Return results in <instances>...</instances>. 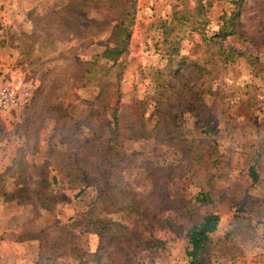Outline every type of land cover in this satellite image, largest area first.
<instances>
[{
    "label": "rangeland",
    "instance_id": "374dc122",
    "mask_svg": "<svg viewBox=\"0 0 264 264\" xmlns=\"http://www.w3.org/2000/svg\"><path fill=\"white\" fill-rule=\"evenodd\" d=\"M197 1L0 0V82L31 92L0 112V264H187V231L208 214L220 222L201 264H264V0H242L223 42L243 56L202 74L180 56L200 58L232 0L178 24L179 55L162 31ZM127 12L118 97L85 71ZM95 221L106 229L87 231Z\"/></svg>",
    "mask_w": 264,
    "mask_h": 264
},
{
    "label": "trees",
    "instance_id": "16d2710c",
    "mask_svg": "<svg viewBox=\"0 0 264 264\" xmlns=\"http://www.w3.org/2000/svg\"><path fill=\"white\" fill-rule=\"evenodd\" d=\"M213 0H207L206 2L197 1L196 6L192 12H175L172 20L168 25H162L163 42L168 44V56L179 55V39H170L176 32L178 24L183 22L190 23L192 27L197 28L201 25H205L204 16L205 8H209L212 5ZM242 0H232L233 5L230 12H225L220 15V19L223 22V26L226 28L223 31L214 33L211 37H202L205 48L200 58L190 60L186 56H180L179 68L185 69L191 68L198 74L206 72V65L215 66L217 64L227 65L234 58L243 56V50L231 45H224V40L227 37H239V23L238 18L240 16ZM134 16L131 13H125L114 26V30L111 35V46L106 47L99 58L103 61L99 64L97 61L86 63L88 66L85 74L87 76L86 83L90 84L93 81L96 82V86L103 90H113L112 94H116L119 97V82H120V64L119 60L128 52L130 37H131V25L133 24ZM171 36V37H170ZM247 41V39H245ZM110 64V65H109ZM117 68H119L117 70ZM111 71L110 75L108 72ZM175 73L166 74L170 79ZM163 76V75H161ZM169 83V82H168ZM100 96V95H99ZM98 96V97H99ZM108 98L104 99L105 105ZM117 101L114 107L111 109V120L108 123V127L111 126L112 130L117 127ZM81 177V173L78 174ZM199 201L207 203L209 200L206 196H198ZM220 219L216 214H208L202 218V220L193 226H191L186 234L188 239V249L186 251L187 264H201L200 258L202 252L207 248L211 241V235L217 230ZM101 226V227H100ZM92 229H86L87 231L100 233L101 230L106 229V225L101 221H95L90 226ZM102 228V229H101ZM92 256H97L94 253Z\"/></svg>",
    "mask_w": 264,
    "mask_h": 264
},
{
    "label": "built area",
    "instance_id": "2783aa9c",
    "mask_svg": "<svg viewBox=\"0 0 264 264\" xmlns=\"http://www.w3.org/2000/svg\"><path fill=\"white\" fill-rule=\"evenodd\" d=\"M31 101L29 87L11 81L0 82V112L12 113L26 108Z\"/></svg>",
    "mask_w": 264,
    "mask_h": 264
}]
</instances>
